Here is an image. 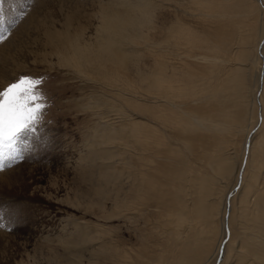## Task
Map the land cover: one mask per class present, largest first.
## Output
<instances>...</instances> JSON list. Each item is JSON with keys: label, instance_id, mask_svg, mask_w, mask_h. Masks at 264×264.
Returning <instances> with one entry per match:
<instances>
[{"label": "bare ground", "instance_id": "6f19581e", "mask_svg": "<svg viewBox=\"0 0 264 264\" xmlns=\"http://www.w3.org/2000/svg\"><path fill=\"white\" fill-rule=\"evenodd\" d=\"M263 13L110 0L89 36L49 34L59 64L99 84L87 107L103 120L79 161L97 170L82 204L97 218L72 221L65 264H264Z\"/></svg>", "mask_w": 264, "mask_h": 264}, {"label": "rangeland", "instance_id": "374dc122", "mask_svg": "<svg viewBox=\"0 0 264 264\" xmlns=\"http://www.w3.org/2000/svg\"><path fill=\"white\" fill-rule=\"evenodd\" d=\"M109 1L4 0L0 6V34L8 36L0 42V90L22 76L43 78L49 105L37 133L21 135L17 147L22 158L5 161L0 171V264H65L75 254L72 221L97 218L82 208L97 170H86L79 161L96 138L89 136L103 122L87 107L89 95L101 93L100 86L59 64L58 40L51 41L49 34L81 30L89 36L97 26L93 14Z\"/></svg>", "mask_w": 264, "mask_h": 264}, {"label": "snow or ice", "instance_id": "6c2138e0", "mask_svg": "<svg viewBox=\"0 0 264 264\" xmlns=\"http://www.w3.org/2000/svg\"><path fill=\"white\" fill-rule=\"evenodd\" d=\"M3 2L0 0V6ZM7 38V34H0V42ZM43 83V78L22 76L0 90V171L5 170V161L22 158L17 147L21 135H35L43 122L49 107Z\"/></svg>", "mask_w": 264, "mask_h": 264}]
</instances>
